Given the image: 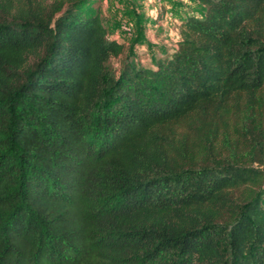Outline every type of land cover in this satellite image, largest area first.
I'll return each instance as SVG.
<instances>
[{
  "label": "trees",
  "instance_id": "16d2710c",
  "mask_svg": "<svg viewBox=\"0 0 264 264\" xmlns=\"http://www.w3.org/2000/svg\"><path fill=\"white\" fill-rule=\"evenodd\" d=\"M91 1L0 0V264H264V0L118 68Z\"/></svg>",
  "mask_w": 264,
  "mask_h": 264
},
{
  "label": "rangeland",
  "instance_id": "374dc122",
  "mask_svg": "<svg viewBox=\"0 0 264 264\" xmlns=\"http://www.w3.org/2000/svg\"><path fill=\"white\" fill-rule=\"evenodd\" d=\"M186 1L102 0L99 3L98 0H92L93 6H87L86 9L94 10L99 5L109 38L125 46V54L112 61L114 68H118L124 56L129 53L135 55L140 65L150 66L155 57L167 54L174 48L179 40L181 21L188 14L201 13V7L194 0ZM155 14L157 19L162 18L165 24L154 25ZM149 19H152L151 26L146 27ZM123 24L133 28L132 36L124 33L121 28Z\"/></svg>",
  "mask_w": 264,
  "mask_h": 264
},
{
  "label": "crops",
  "instance_id": "0c3cea01",
  "mask_svg": "<svg viewBox=\"0 0 264 264\" xmlns=\"http://www.w3.org/2000/svg\"><path fill=\"white\" fill-rule=\"evenodd\" d=\"M184 2L186 3L187 1L186 0H184ZM160 9V8H159ZM161 11V10H160ZM167 16V15H166ZM153 18H154V25L155 24H162V23H164L165 24V21L161 18V19H157V15L155 14V16L153 15ZM166 18V17H165ZM168 18V17H167ZM149 22L146 24L147 26L146 27H150L151 26V24H150V21L152 22V19H149L148 20ZM173 47H175V45L173 46Z\"/></svg>",
  "mask_w": 264,
  "mask_h": 264
},
{
  "label": "built area",
  "instance_id": "2783aa9c",
  "mask_svg": "<svg viewBox=\"0 0 264 264\" xmlns=\"http://www.w3.org/2000/svg\"><path fill=\"white\" fill-rule=\"evenodd\" d=\"M159 1H167V0H159ZM121 28L125 34H127L128 36H132L133 28L131 26H129L128 24H123Z\"/></svg>",
  "mask_w": 264,
  "mask_h": 264
}]
</instances>
